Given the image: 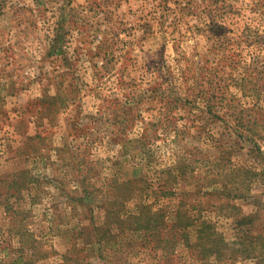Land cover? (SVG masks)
I'll list each match as a JSON object with an SVG mask.
<instances>
[{"label":"rangeland","instance_id":"374dc122","mask_svg":"<svg viewBox=\"0 0 264 264\" xmlns=\"http://www.w3.org/2000/svg\"><path fill=\"white\" fill-rule=\"evenodd\" d=\"M0 264H264V0H0Z\"/></svg>","mask_w":264,"mask_h":264}]
</instances>
